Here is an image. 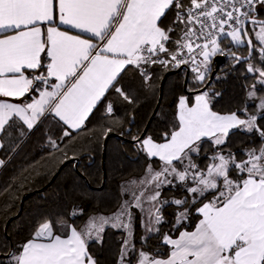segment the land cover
<instances>
[{"label":"snow or ice","instance_id":"snow-or-ice-1","mask_svg":"<svg viewBox=\"0 0 264 264\" xmlns=\"http://www.w3.org/2000/svg\"><path fill=\"white\" fill-rule=\"evenodd\" d=\"M260 9L264 0H0V97L22 100L28 95L30 101L0 100V133L19 122L31 130L51 117L63 136L71 137L68 129H81L98 106L113 113L108 99L113 94L134 103L133 91L121 84L125 69L151 88L152 66L189 65L195 73L189 91L196 93L177 98V124L164 134V142L133 137L149 160L159 163H149L142 176L125 181L128 198L111 217H91L79 228L63 216L44 218L16 249L10 244L0 248V264H97L88 242L99 240L105 224L134 236L132 210L138 209L145 230L159 232L155 226L164 222L163 212L171 206L172 227L179 236L164 233L167 254L141 250L136 264H264V94H257L264 92ZM248 25L259 27L258 52L253 40H244L250 35ZM177 31L179 38L174 39ZM245 45L248 56L237 55ZM217 56L231 57L234 66L247 65L256 81L247 94L255 112L244 107L241 117L237 111H213L212 96L219 93L210 96L206 81ZM257 57L259 63H253ZM233 129L259 137L240 158L231 150L225 154ZM204 138L211 155L205 154L208 163L201 167L195 157L204 152ZM50 142L59 150L55 140ZM173 188L182 196L163 199L164 190ZM193 212L194 230L180 231ZM135 251L125 239L117 264H131L126 256Z\"/></svg>","mask_w":264,"mask_h":264},{"label":"trees","instance_id":"trees-1","mask_svg":"<svg viewBox=\"0 0 264 264\" xmlns=\"http://www.w3.org/2000/svg\"><path fill=\"white\" fill-rule=\"evenodd\" d=\"M257 16L264 19V11L259 10ZM171 19L170 15L169 21ZM178 37L179 31L173 38ZM249 37L254 41L251 34ZM223 46L229 47L227 44ZM247 53L245 45L236 54L246 56ZM252 62L259 63V58ZM187 67L189 71L185 78L184 69L152 66L150 70L154 74L151 88L143 86L135 71L125 69L121 73V84L126 90L133 91L134 103L117 100L116 94H113L108 97L114 104L112 114L98 106V110H94L81 129L70 131L71 137H61L57 143L59 150L53 147L27 160L28 150L39 132L36 126L0 167V248L10 244L11 248L16 249L31 237L37 222L44 218L56 220L63 216L70 223L74 221L79 228L91 217L115 212L119 204L128 198L122 188L125 181L142 176L147 165L153 163L133 137L140 136L143 139L150 136L155 141L163 140V134L170 133L177 123V98L181 95L194 97L196 94L189 91L195 73L189 65ZM210 67L211 74L206 81L211 84L209 95L219 93L212 96L213 111L221 114L237 111L241 117L244 116V107L248 108L249 113L256 111L253 102L247 99L248 91L256 81L250 78L252 74L246 72V64L234 66L232 58L228 57L214 73L213 62ZM173 70L177 71L171 73ZM217 76L220 79H216ZM260 87L257 84V88ZM257 94L262 95L264 92ZM159 95L158 107L151 117ZM108 128L113 130L106 132ZM258 140V136L233 129L225 151L231 150L240 158L243 151L255 146ZM204 141V152L195 157L201 167L207 164L206 155H211L210 142L207 139ZM158 163H153V167ZM4 189L9 191L4 192ZM180 194L176 189H165L162 196L172 198ZM73 209L76 215H72ZM163 218L164 222L158 226L160 231L144 241L141 240L140 229L135 228L133 244L136 251L126 256L131 264H136V256L141 249L151 254H167L169 249L162 244L163 234L169 233L176 237L179 233L172 227L175 221L174 206L166 207ZM196 223V213L193 212L190 221L180 231H192ZM124 236L122 229L106 227L100 233L99 240L88 242V250L97 264H117ZM2 254L3 251H0Z\"/></svg>","mask_w":264,"mask_h":264},{"label":"crops","instance_id":"crops-1","mask_svg":"<svg viewBox=\"0 0 264 264\" xmlns=\"http://www.w3.org/2000/svg\"><path fill=\"white\" fill-rule=\"evenodd\" d=\"M62 29H65L66 26H61ZM69 34L75 35L77 34V30L74 29H67ZM85 35V34H81ZM0 100H4L6 102H13V103H22V102H30L29 96L26 95L22 98V100H12L11 98L0 97ZM39 128V132L35 137L33 143L31 144L28 153H27V160L31 159L32 157L36 156L41 152H45L50 150L51 148L55 147L50 142L51 140H55L57 143L63 137V129L57 125L51 117L42 122H38L35 127ZM66 127V126H65ZM27 129V126L23 124V122H19L12 128H7L3 133H0V167L6 162L9 156L17 149L19 144L27 137V135L33 130ZM68 131H73L68 129ZM76 131V130H75ZM207 139V138H204ZM194 230V229H193ZM192 230V231H193ZM179 236V233L175 238Z\"/></svg>","mask_w":264,"mask_h":264},{"label":"rangeland","instance_id":"rangeland-1","mask_svg":"<svg viewBox=\"0 0 264 264\" xmlns=\"http://www.w3.org/2000/svg\"><path fill=\"white\" fill-rule=\"evenodd\" d=\"M249 29H250V34L252 35V38L254 39V41H256L258 43L257 45V50L259 51V42L256 38V34L259 32V27L258 26H253V25H249ZM177 124V123H176ZM175 124V125H176ZM174 130V127L171 129L170 133ZM242 130V129H241ZM158 143H162L164 142V139L163 140H160V141H156ZM227 152L225 151V154ZM208 163V161H207ZM207 165V164H206ZM175 189V188H173ZM178 193H182V191H177ZM182 196V194H180ZM181 196H178L177 198H180ZM163 199H171V198H165L162 196ZM134 212V218H133V227H134V230L136 227H138L140 229V236H141V240L144 241L148 236L152 235V234H155L156 232H147L145 230V227L142 226V220H141V215H140V212L138 209H133L132 210ZM113 213L109 214V215H104V216H99V217H111ZM175 223V221H174ZM159 226V225H158ZM158 226H155V227H158ZM106 227H113L111 225V223H108V224H105L104 225V228ZM113 228H117V227H113ZM123 230V229H122ZM124 231V230H123ZM184 231V230H183ZM125 236H124V240L127 239L129 241L130 244H133V236H128L127 232H125ZM100 235V234H99ZM175 238V237H173ZM91 240H96L95 238L91 239ZM89 240V241H91ZM142 250V249H141ZM139 250V251H141ZM145 251V250H143ZM130 254H132V252H130Z\"/></svg>","mask_w":264,"mask_h":264},{"label":"water","instance_id":"water-1","mask_svg":"<svg viewBox=\"0 0 264 264\" xmlns=\"http://www.w3.org/2000/svg\"><path fill=\"white\" fill-rule=\"evenodd\" d=\"M258 19H260V18H258ZM260 20H264V19H260ZM249 39H250L249 35L246 36V37H244V40H245V41H247V40H249ZM248 54H249V49H248V53H247L246 56H248ZM228 57H229V56H228ZM212 62H213V64H214V66H215L214 71H213V73H214V72L218 69L219 65H221V64L223 63V59L221 58V56L213 57ZM180 69H184V70L186 71V77H185V78H187L188 71H189L187 65H181L180 67H178L177 70H180ZM177 70H173L171 73H174V72H176ZM213 73H212V74H213ZM167 74H168V73H167ZM184 84H185V83H184ZM160 91H161V86H160ZM159 100H160V95H159L158 102H157V104H156V107H155V109H154V111H153L151 117L155 114V111H156V109H157V107H158ZM142 134H144V132H143ZM162 138L164 139V134H163ZM75 162H77V159H75ZM19 211H20V210H19Z\"/></svg>","mask_w":264,"mask_h":264},{"label":"built area","instance_id":"built-area-1","mask_svg":"<svg viewBox=\"0 0 264 264\" xmlns=\"http://www.w3.org/2000/svg\"><path fill=\"white\" fill-rule=\"evenodd\" d=\"M260 10L264 11V9H260ZM256 15H257V14H256ZM178 38H179V37H178ZM178 38H177V39H178ZM228 39L230 40V38H228ZM222 47H224V48H225V46H223V45H222ZM221 58H222V59H223V61H224L225 59H227V58H228V56H221Z\"/></svg>","mask_w":264,"mask_h":264}]
</instances>
